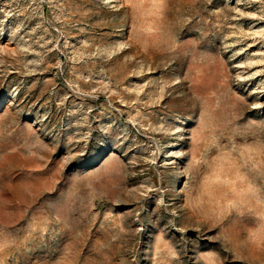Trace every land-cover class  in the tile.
<instances>
[{"label":"rangeland","instance_id":"obj_1","mask_svg":"<svg viewBox=\"0 0 264 264\" xmlns=\"http://www.w3.org/2000/svg\"><path fill=\"white\" fill-rule=\"evenodd\" d=\"M0 264H264V0H0Z\"/></svg>","mask_w":264,"mask_h":264}]
</instances>
